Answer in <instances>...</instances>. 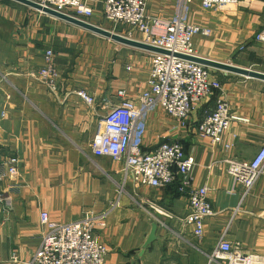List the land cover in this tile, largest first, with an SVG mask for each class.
<instances>
[{
  "label": "crops",
  "instance_id": "obj_1",
  "mask_svg": "<svg viewBox=\"0 0 264 264\" xmlns=\"http://www.w3.org/2000/svg\"><path fill=\"white\" fill-rule=\"evenodd\" d=\"M87 1L94 8L88 21L128 34V26L104 18L105 0ZM188 6L187 20L212 31L194 38L197 55L264 72V42L256 40L264 27V0H237L212 9L193 0ZM180 10V0L148 3L149 14L156 17L172 18ZM132 35L142 38L138 31ZM48 49L59 71L55 91L34 76ZM151 53L17 1L0 0V158L19 160L18 173L0 184V264H23L32 256L45 231L42 211L60 223L88 213L103 216L97 234L108 246V264H222L210 255L224 235L243 252L264 256V172L243 196L225 161L250 160L264 145V80L213 68L232 110L248 119L233 122L220 144L198 130L214 109L217 93L199 104L185 125L162 107L148 115L144 150L180 141L195 158L194 187L209 188L215 215L206 218L202 238L186 219L180 175L162 187L135 186L124 182L122 160L93 153V139L107 113L104 103L119 89L131 98L140 96L148 86ZM82 90L95 102L83 99ZM154 221L156 238L146 246Z\"/></svg>",
  "mask_w": 264,
  "mask_h": 264
},
{
  "label": "built area",
  "instance_id": "obj_2",
  "mask_svg": "<svg viewBox=\"0 0 264 264\" xmlns=\"http://www.w3.org/2000/svg\"><path fill=\"white\" fill-rule=\"evenodd\" d=\"M32 1L87 21L94 15V8L87 0ZM180 2L181 10L178 13L172 18H161L149 14V0H105L103 15L106 20L114 25L128 26L130 30L126 36L134 38L132 33L138 31L142 35L139 40L171 53H151L148 86L137 99L128 96L125 89H119L114 97L106 100L104 106L107 113L102 128L93 139L92 150L97 156L122 160L124 182L131 181L135 186L162 187L176 182L180 175L179 191L188 200L186 219L193 224L195 236L202 238L206 218L215 215L208 196L209 188L194 187L191 173L195 158L185 152L180 141H163L150 151L144 150L141 136L148 115L162 107L185 125L196 107L217 93L214 109L198 125L199 133L209 137L213 144L224 141V134L233 122L248 119L232 110L213 68L175 55L177 52L197 55L194 38L198 34L210 35L212 32L210 28L187 20L186 10L193 0ZM236 2L201 0V5L205 9H212ZM256 40L264 42V27L256 35ZM53 57L54 51L46 50L45 64L34 76L55 91L59 71ZM78 94L90 104L95 102V97L83 90ZM224 146L229 149L231 144ZM225 161L227 172L243 186V196H246L264 172V145L250 160L226 158ZM18 162L16 156L0 158V169H3L0 170V184L5 178L18 173ZM0 198L2 201L4 195H0ZM165 215L172 216L168 212ZM40 220L45 227L40 244L23 264H108V246L97 234V229L104 225L103 216L88 213L83 218L60 223L51 220L47 211H42ZM12 259L20 261L17 252H13ZM210 260H219L222 264H264L262 254L243 252L240 244L226 235L220 239Z\"/></svg>",
  "mask_w": 264,
  "mask_h": 264
},
{
  "label": "water",
  "instance_id": "obj_3",
  "mask_svg": "<svg viewBox=\"0 0 264 264\" xmlns=\"http://www.w3.org/2000/svg\"><path fill=\"white\" fill-rule=\"evenodd\" d=\"M14 1H17L21 4L29 6L31 8L43 11L45 13H48V14H51V15L56 16L58 18H61L65 21H68V22H71L73 24L84 27L88 30H91L97 34L103 35V36L110 38V39H112L118 43H121V44H125V45L132 46L135 48L143 49V50H146V51H149L152 53H163V54L171 53L169 50H166L164 48L148 44V43H146L142 40H139V39H135V38L128 37L126 35L119 34V33L114 32L112 30L98 26V25H96L90 21L80 19V18H76L74 16H71V15L56 11L52 8L43 6V5H41L37 2H34L32 0H14ZM175 55L178 57L184 58V59L196 61L198 63L209 66L211 68L221 69L224 71L233 72V73H237L240 75L264 80V72L254 70V69H250V68H244V67L232 64L230 62H223V61L213 60L210 58H205V57H202L199 55H187V54L178 53V52L175 53ZM157 226H158L157 221H154L153 225H152V231H151L150 237L148 238V240L146 242V246L148 244H150L153 240H155Z\"/></svg>",
  "mask_w": 264,
  "mask_h": 264
}]
</instances>
